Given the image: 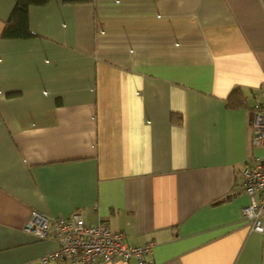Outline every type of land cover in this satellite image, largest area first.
<instances>
[{"label": "crops", "instance_id": "1", "mask_svg": "<svg viewBox=\"0 0 264 264\" xmlns=\"http://www.w3.org/2000/svg\"><path fill=\"white\" fill-rule=\"evenodd\" d=\"M13 6L0 0V264H60L24 229L33 210L154 241L145 264H264L240 175L264 156L249 125L264 0H48L28 7L32 36L2 37Z\"/></svg>", "mask_w": 264, "mask_h": 264}, {"label": "built area", "instance_id": "2", "mask_svg": "<svg viewBox=\"0 0 264 264\" xmlns=\"http://www.w3.org/2000/svg\"><path fill=\"white\" fill-rule=\"evenodd\" d=\"M249 125L251 144L264 147V91L251 107ZM242 189L249 202L241 213L251 228L261 234L264 243V156H253L246 161L240 172ZM24 229L40 238L51 237L57 248L40 257L41 261H59L60 264H102L115 258H135L146 263L154 241L143 245L126 242L121 230L112 229L107 221L98 218L95 224L84 220L79 211L67 217L48 216L31 211Z\"/></svg>", "mask_w": 264, "mask_h": 264}, {"label": "trees", "instance_id": "3", "mask_svg": "<svg viewBox=\"0 0 264 264\" xmlns=\"http://www.w3.org/2000/svg\"><path fill=\"white\" fill-rule=\"evenodd\" d=\"M48 0H14V6L9 17L4 23L1 36L2 37H29L33 32L28 25V7L29 5H42ZM233 93V92H232ZM229 96L228 104L233 105L238 98Z\"/></svg>", "mask_w": 264, "mask_h": 264}]
</instances>
